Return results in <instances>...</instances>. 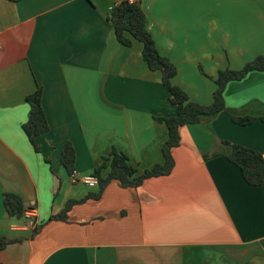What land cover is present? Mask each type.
Listing matches in <instances>:
<instances>
[{"label": "crops", "instance_id": "obj_1", "mask_svg": "<svg viewBox=\"0 0 264 264\" xmlns=\"http://www.w3.org/2000/svg\"><path fill=\"white\" fill-rule=\"evenodd\" d=\"M124 1L0 0V239L21 240L0 252L1 263L264 264V185H248L229 160L231 145L264 156V72L230 82L224 111L181 128L170 175L138 188L113 182L67 220H50L68 201L98 191L70 181L67 142L80 178L113 150L140 173L163 161L167 128L155 117L177 108L161 73L144 62L142 44L117 40L108 17ZM141 7L160 53L178 68L173 85L193 102L212 104L219 71L264 55V0H144ZM38 86L50 129L35 138L36 151L22 125ZM234 117L256 120L241 126ZM5 193L36 210L38 232L9 216Z\"/></svg>", "mask_w": 264, "mask_h": 264}, {"label": "trees", "instance_id": "obj_2", "mask_svg": "<svg viewBox=\"0 0 264 264\" xmlns=\"http://www.w3.org/2000/svg\"><path fill=\"white\" fill-rule=\"evenodd\" d=\"M6 1L17 3L21 0ZM128 15L129 20H127ZM108 20L113 25L117 40L121 45L131 47L134 41L142 44L144 62L149 70L161 73L162 84L167 88L170 94V102L177 108V114L172 117H155L158 122L164 124L167 128V140L162 147L163 161L161 163L155 165L151 170L140 173L131 164L126 154L113 150L104 159L103 165L94 172V175L99 179L98 191L89 194L82 200L68 201L63 210L58 215L51 217L50 220H67L75 205L85 203L88 200H100L105 189L113 182L118 183L123 188H138L147 180L170 175L176 164L173 151L181 144V128L200 123L204 116H212L224 111L226 109L225 91L230 82L241 81L252 72H264V55L257 56L240 70H221L213 78L217 86L213 94V103L210 105L199 104L191 101L188 93L183 88L173 85L172 80L177 76L178 68L169 57L160 53L148 29L147 15L141 5L122 2L111 11ZM200 71L209 77L202 66H200ZM42 95L43 90L38 86L32 94L27 96L29 117L27 122L22 125V129L36 151L38 147L35 138L47 133L50 129L43 109ZM255 120L253 117L233 118V122L241 126L250 125ZM231 146L232 151L229 160L241 171L245 182L254 187L264 185V156L259 151L251 148L240 145ZM75 159L73 144L67 142L62 150V164L69 175L75 171ZM108 167L109 172L103 176L102 171ZM3 204L10 217L24 221L27 208H25L19 195L5 193ZM38 229L39 227L34 232H38ZM19 241L21 240L0 239V252L10 243ZM0 264H2L1 261Z\"/></svg>", "mask_w": 264, "mask_h": 264}, {"label": "built area", "instance_id": "obj_3", "mask_svg": "<svg viewBox=\"0 0 264 264\" xmlns=\"http://www.w3.org/2000/svg\"><path fill=\"white\" fill-rule=\"evenodd\" d=\"M143 1L144 0H125L124 2H127L128 4H139V5H141ZM116 6H118V4L113 6V7H110V12ZM70 181L73 184L83 183V184H85L86 186H88L90 188H96V187L99 186V179L94 174L86 175V176H83V177L80 178V177H78L76 171H74L70 175ZM23 226L26 229L32 230V231H35L39 227L38 216H37L36 210L34 208L26 209Z\"/></svg>", "mask_w": 264, "mask_h": 264}, {"label": "water", "instance_id": "obj_4", "mask_svg": "<svg viewBox=\"0 0 264 264\" xmlns=\"http://www.w3.org/2000/svg\"><path fill=\"white\" fill-rule=\"evenodd\" d=\"M127 20H129V15L127 16Z\"/></svg>", "mask_w": 264, "mask_h": 264}]
</instances>
